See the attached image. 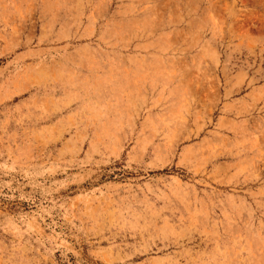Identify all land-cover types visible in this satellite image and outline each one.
I'll use <instances>...</instances> for the list:
<instances>
[{"label":"rangeland","instance_id":"obj_1","mask_svg":"<svg viewBox=\"0 0 264 264\" xmlns=\"http://www.w3.org/2000/svg\"><path fill=\"white\" fill-rule=\"evenodd\" d=\"M0 264H264V0H0Z\"/></svg>","mask_w":264,"mask_h":264}]
</instances>
